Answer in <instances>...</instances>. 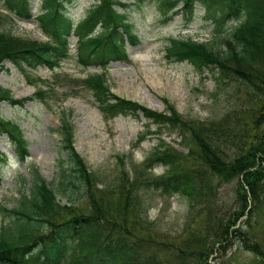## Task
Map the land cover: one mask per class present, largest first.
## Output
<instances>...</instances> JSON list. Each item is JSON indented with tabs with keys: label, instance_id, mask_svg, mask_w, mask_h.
Returning a JSON list of instances; mask_svg holds the SVG:
<instances>
[{
	"label": "trees",
	"instance_id": "trees-1",
	"mask_svg": "<svg viewBox=\"0 0 264 264\" xmlns=\"http://www.w3.org/2000/svg\"><path fill=\"white\" fill-rule=\"evenodd\" d=\"M11 1L10 9L17 17H32L30 0ZM73 1L44 0L43 13L35 18L47 37L44 42L13 35L6 28V20L3 22L0 17V69L4 61L20 69L23 65L30 69L57 67L67 57L71 33L79 39L78 59L83 65L105 68L110 61L126 59L124 40L118 28L134 41L133 26L126 12L115 10L118 5L123 9L126 6L118 0H93L85 19L73 29V20L66 10ZM157 1L161 7L172 10L180 5V11L184 12L200 6L214 27V37L205 42L169 39L165 48L167 61H187L195 69L212 71L219 84L234 81L249 94L264 95V0ZM228 21L236 24L225 29ZM97 23L102 29L95 35L93 29ZM104 76L93 74L83 81L103 114L113 117L141 110L156 124L187 132L199 150L203 171L193 165L184 168L181 153L169 146L157 151L152 162L168 165L170 170L160 178L159 184L147 185L166 193L181 194L192 216L199 206L197 203L204 202V192L210 193L209 179L214 176L225 181L236 178V212L230 215L223 212L214 229L199 225L187 230L186 234L191 231V237L185 241L184 249L175 252L171 263L209 264L207 260L214 253V247L226 244L232 233L242 234L236 226L237 217L247 214L249 217L264 206V107L251 114L250 124L232 112L217 121L215 129L209 131L199 124L183 121L170 106L167 107L169 115L156 113L112 96ZM49 91L38 89L37 99L45 102ZM0 100L14 103L9 92L1 88ZM0 135L13 145L18 160L25 161L27 142L18 126L0 118ZM60 135L65 160L58 161L61 175L57 185L46 182L32 167L30 188L28 194L22 196L20 205L10 210L0 206L3 218L13 217V230L0 228V264H164L153 254L138 251L137 244L127 240L130 233L126 229L123 232L116 229L118 221L123 225L127 222L130 227L127 218H138L142 213L138 194L134 193L137 187L133 181L137 180L130 179L124 170L113 186L103 185L100 175L90 171L74 151V132L67 118L62 121ZM224 149H231L232 156L228 161L222 158ZM69 239H76L72 245L73 256L63 263Z\"/></svg>",
	"mask_w": 264,
	"mask_h": 264
},
{
	"label": "rangeland",
	"instance_id": "rangeland-1",
	"mask_svg": "<svg viewBox=\"0 0 264 264\" xmlns=\"http://www.w3.org/2000/svg\"><path fill=\"white\" fill-rule=\"evenodd\" d=\"M42 0H32V12L40 13ZM130 3L136 0H120ZM90 0H75L67 6L70 17L76 21L83 18ZM4 4L0 0V10ZM118 10H123L119 8ZM130 21L133 22L134 31L138 36L139 44L127 45L128 60L126 62L111 63L106 72V82L112 94L120 98L141 104L152 111L161 112L167 106H173L182 118L188 121H197L199 125L209 131L215 129V122L227 114L235 112L245 123L250 124L251 114L264 107V95L249 94L248 90L234 81L225 85L214 79L215 75L208 71L194 70L187 62L169 63L164 57V48L168 38H191L198 42L210 39L212 27L206 22L201 8L192 14H173L167 23H162V11L156 1L145 0L138 9L129 7ZM11 15V14H10ZM13 18V15H11ZM232 22L228 24L230 26ZM15 36L27 40L44 41L45 36L37 27L34 20L9 21L6 27ZM71 55L60 64L56 72L64 73L62 76L85 78L88 74L100 72L95 68L83 69L76 61V38L70 40ZM52 73L46 68L27 71L24 76L14 66L7 64L6 71L0 72V87L10 91L13 100H24L35 97V87L31 83L51 85L55 87L49 94L51 107L38 101H28L24 106H12L8 103L0 105V115L7 120L15 122L24 139L28 142L29 157L26 162H18L12 154L9 142L0 137V152L7 155V162L1 167L2 183L0 185V205L6 209L16 208L20 205L23 195L28 194L30 188V166L37 167L40 176L56 186L59 182L57 176V161L59 160L60 125L68 119L74 131L73 145L77 153L83 158L88 169L98 173L100 181L104 184H113L119 174L126 170L131 177L139 180L143 199L141 207L145 212L138 218L129 216L131 235H139L143 240H150L151 245H162V255L170 263L175 249H183L185 241H189L191 231L183 236V230L195 221L196 227L208 226L214 229L220 221L223 212L230 215L236 212L237 192L236 178L221 180L218 177L209 179L210 193H205L207 204H199L194 215L189 219L187 203L181 197H167L154 190H147L144 181H155L158 173L140 172L141 165L152 148L158 144L156 134L143 135L145 141L137 148L136 142L145 130L156 132V126L148 123L143 116H117L106 120L99 109L92 93L81 84H72L68 91L73 98L56 107L57 99H63L67 92L64 83H57ZM233 116V115H231ZM264 116V112L262 113ZM148 128H145V125ZM215 126V127H214ZM177 132H161V141L167 145L177 147L183 154L192 152V158L185 157L184 165L202 167L199 150L187 138L179 144ZM142 138V139H143ZM162 144L159 143L158 147ZM222 158L231 159V149H224ZM196 155V156H195ZM122 157V162L117 158ZM21 178L24 183H21ZM111 186V185H110ZM112 190V189H111ZM113 206L112 199L110 198ZM64 202L62 201V204ZM199 210V215H198ZM145 218V219H144ZM13 217L3 218L0 214V228H10ZM247 221V222H246ZM241 235L232 233L230 240L217 247L216 253L208 258L209 264H250L255 259L248 247L249 243H256L258 251L264 252V206L254 212L249 219H238L236 222ZM117 222L120 231L128 230V223ZM250 224V225H248ZM123 226V227H122ZM204 230V229H202ZM233 229H231L232 231ZM130 233V232H129ZM242 237V239H241ZM159 250V247H156ZM160 253V251H158Z\"/></svg>",
	"mask_w": 264,
	"mask_h": 264
}]
</instances>
